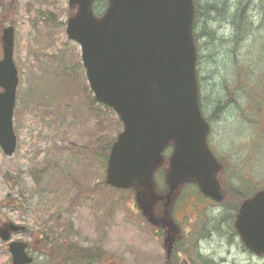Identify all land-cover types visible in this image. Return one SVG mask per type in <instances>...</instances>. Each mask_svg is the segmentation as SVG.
Instances as JSON below:
<instances>
[{"label":"rangeland","instance_id":"374dc122","mask_svg":"<svg viewBox=\"0 0 264 264\" xmlns=\"http://www.w3.org/2000/svg\"><path fill=\"white\" fill-rule=\"evenodd\" d=\"M237 7L244 14L239 37H246L237 47L246 62L244 81L234 71L240 63L225 56L233 30L228 17ZM102 8L101 1L95 3V11ZM74 11L67 0H0V35L4 26H13L18 74L16 145L11 155L0 147V222L25 226L8 240L29 242L31 264H62L61 249L72 245L89 246L95 259L73 255L65 264H167L161 237L140 214L132 191L102 184L100 152L122 124L94 99L79 45L66 36ZM200 29L199 101L210 121L207 143L226 164L222 186L256 189L264 184V96H258L264 92V0H226ZM216 48L222 68L215 64ZM155 177L160 184L161 175ZM185 191L173 210L183 235L172 264H264V256L245 247L234 229L236 208L201 198L193 188ZM7 242L0 239V264H11Z\"/></svg>","mask_w":264,"mask_h":264},{"label":"water","instance_id":"95a60500","mask_svg":"<svg viewBox=\"0 0 264 264\" xmlns=\"http://www.w3.org/2000/svg\"><path fill=\"white\" fill-rule=\"evenodd\" d=\"M94 0H68L75 12L65 31L80 45V58L94 98L110 106L122 122L112 142L105 182L135 188L138 208L148 221L166 227L167 250L176 236L169 209L179 187L195 181L210 198L222 199L218 173L222 167L206 144L208 122L197 100L196 52L191 35L192 0H107L104 12H92ZM0 147L15 148L12 110L17 69L12 59L13 27L1 33ZM171 143L165 169L166 190L155 191L153 171L164 162L162 150ZM164 198L162 214L154 204ZM234 227L243 243L264 255V187L244 199ZM22 225L5 221L0 236L8 239ZM12 264L31 261L25 242L11 241Z\"/></svg>","mask_w":264,"mask_h":264},{"label":"trees","instance_id":"16d2710c","mask_svg":"<svg viewBox=\"0 0 264 264\" xmlns=\"http://www.w3.org/2000/svg\"><path fill=\"white\" fill-rule=\"evenodd\" d=\"M207 1L208 2L202 4L203 6H199L197 0H193L194 14H193L192 33H193V38H194L197 50L199 48L198 40L200 39V37H202L200 35V33H201V29L200 28L204 26V23H206V19H208V16L211 13L215 12L217 10V8L221 9L224 5H226V0H215L216 2H210L209 0H207ZM247 1H249V0H247ZM101 2L103 3V8L101 10H98L97 12L94 11V13L97 14L99 11L104 10L107 2H106V0H102ZM199 12L201 14H199ZM232 13H233V16H231V14H230L229 17H228V20H229L231 28L233 30L230 33V35L227 37V40H225L226 45L229 46V50H228V52L225 53V56H227V58H229V59H232V56H233V64L238 65L240 63L238 68L236 70H234V71L241 73L242 81H244L245 73H246V67H245L244 63H246V62L245 61L243 62L242 58L240 59V57H238V55H237L238 52H240V51L237 50V47L240 44V40L243 39V37H246V36L239 37L240 36V34H239L240 33V27H241L240 24L242 23V17L244 16V14H243V12L240 9H238V7ZM206 15H208V16L206 17ZM203 33L207 34L208 37H211V35H212L211 32L202 30V35H203ZM216 52L217 53L215 54V58H216V63L215 64L217 66H219V68H222L223 64L221 63V59L219 60V62L217 61V58H218V56L220 54L219 48H216ZM210 56L211 55H208V57H210ZM222 59H224V57H222ZM242 64H243L245 70H241L240 71V68H241ZM258 96H259L260 99H263L264 92L262 94H258ZM109 145H110V142L108 144H106V146L104 147V150L102 152H100L103 161L106 160L108 149H109ZM243 184L244 183H242L241 188L239 187L242 190L232 188L233 190L226 191L223 203H225L226 205H228L230 207H234V208L237 209L240 201L242 199L248 197L252 193V192L250 193V191L252 189L249 190V191L245 190ZM76 249L77 248H73L74 251H76ZM57 250H59V248H57ZM68 254H69V249H68ZM79 255H81V254H79ZM65 257H67V256H65Z\"/></svg>","mask_w":264,"mask_h":264},{"label":"flooded vegetation","instance_id":"af4514ba","mask_svg":"<svg viewBox=\"0 0 264 264\" xmlns=\"http://www.w3.org/2000/svg\"><path fill=\"white\" fill-rule=\"evenodd\" d=\"M195 191L198 193V191H197V189H195ZM201 198H203V195H201ZM206 199H208L207 197H205ZM209 200V199H208ZM180 225V224H179ZM153 232L155 233V234H157L158 235V228H155V229H153ZM161 233H163V230L161 231ZM167 231L165 232V235L167 236ZM181 238H182V236L179 234V233H177V236H175L174 237V243L172 244V246H171V249H172V247H173V245H174V247H173V249H172V251H171V253H170V255H168L166 258H168V260L170 259V256L172 255V254H174V251H175V245H176V242H179L180 240H181ZM27 244H29V242H27ZM86 249H87V251H86V253H85V257H86V262H89L90 260H89V256H90V254H89V246H87L86 247Z\"/></svg>","mask_w":264,"mask_h":264}]
</instances>
